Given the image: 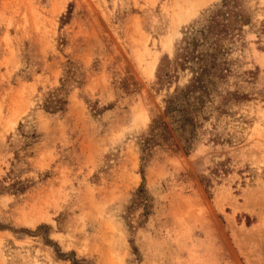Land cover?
Here are the masks:
<instances>
[{"label":"rangeland","instance_id":"rangeland-1","mask_svg":"<svg viewBox=\"0 0 264 264\" xmlns=\"http://www.w3.org/2000/svg\"><path fill=\"white\" fill-rule=\"evenodd\" d=\"M222 2L0 0V264H264V0H236L193 142L167 114Z\"/></svg>","mask_w":264,"mask_h":264},{"label":"trees","instance_id":"trees-1","mask_svg":"<svg viewBox=\"0 0 264 264\" xmlns=\"http://www.w3.org/2000/svg\"><path fill=\"white\" fill-rule=\"evenodd\" d=\"M236 0H223L221 6L207 16L205 23L200 28L192 27L189 30L184 44L181 47V60L184 66L192 61L199 62L200 74L197 75L195 81L182 89H177L176 93L167 100V114L176 112L178 115L179 128L182 136L188 142H193L197 120L196 115L205 105L203 96L208 94L209 85L203 76L210 73L208 64L220 60V55L224 50L222 41L233 37L234 29L231 22V14L234 21H237L239 16L234 8ZM243 21V20H241ZM215 65H211L213 68ZM165 125L159 120L151 125L149 134L143 141V150L148 151L150 148L159 142L162 137L161 128ZM141 189L140 192H142Z\"/></svg>","mask_w":264,"mask_h":264}]
</instances>
